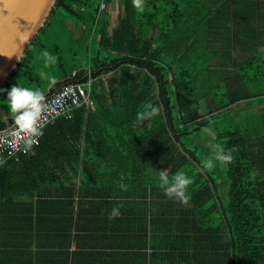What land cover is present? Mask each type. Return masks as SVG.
Instances as JSON below:
<instances>
[{"label":"trees","instance_id":"obj_1","mask_svg":"<svg viewBox=\"0 0 264 264\" xmlns=\"http://www.w3.org/2000/svg\"><path fill=\"white\" fill-rule=\"evenodd\" d=\"M112 1L56 0L1 88L92 78V105L0 163V264H264V0H116L108 31ZM161 172L192 179L187 200Z\"/></svg>","mask_w":264,"mask_h":264},{"label":"water","instance_id":"obj_2","mask_svg":"<svg viewBox=\"0 0 264 264\" xmlns=\"http://www.w3.org/2000/svg\"><path fill=\"white\" fill-rule=\"evenodd\" d=\"M56 0H0V89L45 26Z\"/></svg>","mask_w":264,"mask_h":264},{"label":"clouds","instance_id":"obj_3","mask_svg":"<svg viewBox=\"0 0 264 264\" xmlns=\"http://www.w3.org/2000/svg\"><path fill=\"white\" fill-rule=\"evenodd\" d=\"M134 4L138 9L141 8V0H134ZM46 57V63H50L54 60L48 52L43 53ZM7 91V98L9 101V107L11 111L16 115V123L22 129L28 130L30 135L25 144V151H29L32 145L37 141L35 137L42 135V130L37 124V120L42 110V105L44 101V96L38 89H32L27 87H22L13 84L10 89H0V92ZM148 115H156L159 113V108L149 105ZM209 136L211 139L216 138V131L209 129ZM214 147H218L214 145ZM215 159L220 161L222 164L227 165L233 160L231 152L225 151L223 149L219 150L216 154ZM213 162L208 161L205 165L208 169L213 168ZM160 180L162 186L164 187L165 194L172 199H180L185 201L188 199L186 195L187 186L192 183V179L185 174L181 173L173 177V182L169 184V179L166 174L161 172ZM120 215V210L118 207L112 208L110 212V218H116Z\"/></svg>","mask_w":264,"mask_h":264},{"label":"built area","instance_id":"obj_4","mask_svg":"<svg viewBox=\"0 0 264 264\" xmlns=\"http://www.w3.org/2000/svg\"><path fill=\"white\" fill-rule=\"evenodd\" d=\"M104 9V4H100L99 11ZM99 14V13H98ZM90 72L87 73L86 80H71L61 85L54 93L44 97L42 110L37 120L40 130L59 117L71 118L73 110L80 106L92 105L89 98V90L92 78ZM30 133L22 129L15 122L7 130L0 131V163L4 156L18 159L19 155L26 153L25 144ZM42 135L35 137L38 145ZM6 154V155H4Z\"/></svg>","mask_w":264,"mask_h":264},{"label":"rangeland","instance_id":"obj_5","mask_svg":"<svg viewBox=\"0 0 264 264\" xmlns=\"http://www.w3.org/2000/svg\"><path fill=\"white\" fill-rule=\"evenodd\" d=\"M119 13V10H118V7H117V1L116 0H113L112 1V4L109 6L108 10H107V21L109 23V26L107 27V30L110 31V28L112 26L115 25L116 23V18H117V15ZM66 24L68 26V31H66L65 29V32H64V37H67V39L70 38V32L73 30L72 28H74V24L75 22L72 21L71 19H68L66 20ZM75 34L77 35V31L75 30ZM51 37H53L50 33H41L39 35V39L40 41L38 42H49L51 39ZM58 42L57 44L59 45V51H60V54L64 57V59H67L69 56H70V53H69V47L67 46V44L65 43V39L61 40L60 38H57L56 39Z\"/></svg>","mask_w":264,"mask_h":264},{"label":"crops","instance_id":"obj_6","mask_svg":"<svg viewBox=\"0 0 264 264\" xmlns=\"http://www.w3.org/2000/svg\"><path fill=\"white\" fill-rule=\"evenodd\" d=\"M8 129V128H7ZM7 129H5V130H7ZM61 132V130H57V133H60ZM52 136V135H51ZM55 136V135H54ZM62 137V136H61ZM57 152H61V151H57ZM19 158H20V155H19V157H18V159H15L14 161L15 162H19ZM71 249H74V247H72Z\"/></svg>","mask_w":264,"mask_h":264}]
</instances>
